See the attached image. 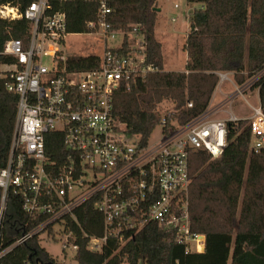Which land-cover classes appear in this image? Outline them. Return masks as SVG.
<instances>
[{"label": "built area", "instance_id": "obj_1", "mask_svg": "<svg viewBox=\"0 0 264 264\" xmlns=\"http://www.w3.org/2000/svg\"><path fill=\"white\" fill-rule=\"evenodd\" d=\"M62 1L98 4L97 19L88 24L92 32L69 34L66 14L51 12V0H37L24 13L0 5L1 19L29 22L26 38L7 41L4 54L14 62L2 67L8 78L6 88L18 96V104L8 161L0 170V261L16 247L45 235L61 239L64 251L74 250L75 257L83 240L94 253L112 250L103 264H131L128 254L121 256L120 252L149 221L174 233L185 255L203 253L204 235L194 233L190 226L188 150L201 149L213 158L220 157L228 146V122L241 119L233 114L228 119H213L205 112L179 126L163 117L159 124L162 138L155 145L142 148L137 136L136 142H129L128 123L141 121L144 115L119 113L114 98L121 84L152 71L144 64V37L136 27L129 33L133 51L128 55L112 52L121 48L127 34L112 30L108 0ZM69 35L94 36L103 42L97 70H66L67 57L61 55V47ZM118 36L121 43L109 48L108 42ZM217 75L219 85L229 82L236 96L249 90L259 95L257 84L264 80V69L243 85L233 82V73ZM252 109L248 119L251 148L257 153L264 150V112L261 104ZM52 133L63 138L65 154L60 160L47 151V137ZM11 194L21 197L26 222L22 233L7 244L2 230ZM90 201L103 216L102 236L90 235L78 220V209ZM49 263L37 257L24 264Z\"/></svg>", "mask_w": 264, "mask_h": 264}, {"label": "trees", "instance_id": "obj_2", "mask_svg": "<svg viewBox=\"0 0 264 264\" xmlns=\"http://www.w3.org/2000/svg\"><path fill=\"white\" fill-rule=\"evenodd\" d=\"M37 0H0V5L17 8L24 13ZM200 8L189 14V31L184 50L187 54L184 72H166L163 45L157 39L155 12L157 0H108L111 10L108 20L114 31L125 32L120 55L133 51L129 33L139 28L144 37L145 66L152 68L144 76L121 84L115 91V107L119 113L144 115L138 122L128 123L127 131L139 137L145 148L163 117L169 124L185 126L204 114L219 83V72L233 73L237 85L264 69V0H186ZM51 12H64L69 34H88V24L98 16V4L85 1L51 0ZM26 19L7 21L0 18V170L7 164L17 116L18 96L10 93L2 67L14 62L5 55L10 39L26 38ZM101 58L97 55L70 56L65 61L67 71L97 70ZM259 98L264 112V80ZM189 104L192 106L190 107ZM167 107L162 112L163 107ZM164 107V108H165ZM168 113L171 116L168 117ZM228 146L218 158L207 151L189 149L192 182L188 194L191 230L206 237V249L201 254L185 255L184 247L175 241V234L147 222L120 252L128 254L131 264H264V150L251 148L248 119L228 122ZM47 151L53 159L65 154L59 133L47 137ZM2 191L0 189V199ZM151 203V202H150ZM22 199L11 194L2 230L7 244L22 233L26 222ZM84 231L102 236L103 216L90 201L77 211ZM34 237L16 247L0 264H24L38 257L55 262L38 246ZM116 247L117 244L112 242ZM112 250L104 254L87 249L79 243L78 264H103Z\"/></svg>", "mask_w": 264, "mask_h": 264}, {"label": "rangeland", "instance_id": "obj_3", "mask_svg": "<svg viewBox=\"0 0 264 264\" xmlns=\"http://www.w3.org/2000/svg\"><path fill=\"white\" fill-rule=\"evenodd\" d=\"M181 1L182 0H157L155 5V12L158 14L156 36L163 45L164 68L166 72L185 71L187 54L184 50V46L186 35L189 31L187 17L195 9L200 8L199 4L189 3L188 5H184ZM175 4H179L180 8H175ZM173 18L176 19L175 22L172 21ZM121 41V36H118L116 40L109 41L108 46L109 48H115ZM103 53V42L94 36L79 37L69 35L61 47V55L64 57L102 55ZM44 64L49 66V59H45ZM232 80L235 83L233 78ZM235 91V88L229 82H224L222 85L218 83L214 97V99H216L213 101V105L225 99V97L221 95L223 92H225L227 96H231L230 101L222 107V111L224 112L220 113L218 116L228 117L229 114H233L240 119H250V116L253 115L252 108H257L260 105L258 92L256 90H249L244 96H236ZM164 107L162 112L167 108ZM126 138L131 143L137 141V137L134 136L128 135ZM161 138L162 127L157 126L149 139V146L155 145ZM38 246L49 255L55 264H78L75 251L65 252L61 239H48L43 235L39 239Z\"/></svg>", "mask_w": 264, "mask_h": 264}, {"label": "crops", "instance_id": "obj_4", "mask_svg": "<svg viewBox=\"0 0 264 264\" xmlns=\"http://www.w3.org/2000/svg\"><path fill=\"white\" fill-rule=\"evenodd\" d=\"M184 5H188L184 0H182L181 1ZM215 92H216V90H215ZM215 92H214V95H213V97H212V100H211V102H210V105H209V107H208V109H207V111L206 112H209L211 115H212V118L213 119H228V117H220V116H218L220 113H222V112H224V111H222L223 110V105H225L228 101H230V98H231V96L229 95V96H227V94L225 93V92H223V94H221V95H223L224 97H225V99L222 101V102H219L218 104H216V105H213V101L216 99H214V97H215ZM220 92H222V91H220ZM217 116V117H216ZM250 117H252V116H250Z\"/></svg>", "mask_w": 264, "mask_h": 264}, {"label": "water", "instance_id": "obj_5", "mask_svg": "<svg viewBox=\"0 0 264 264\" xmlns=\"http://www.w3.org/2000/svg\"><path fill=\"white\" fill-rule=\"evenodd\" d=\"M156 10H159V9H156ZM201 241H202V251L205 252V249H206V237L205 236H201ZM49 264H52V263H49Z\"/></svg>", "mask_w": 264, "mask_h": 264}]
</instances>
